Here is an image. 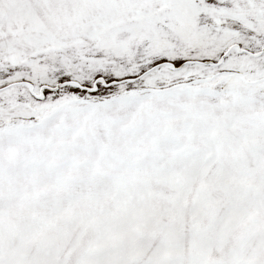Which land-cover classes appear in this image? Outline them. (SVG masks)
I'll use <instances>...</instances> for the list:
<instances>
[{"label": "snow or ice", "instance_id": "1", "mask_svg": "<svg viewBox=\"0 0 264 264\" xmlns=\"http://www.w3.org/2000/svg\"><path fill=\"white\" fill-rule=\"evenodd\" d=\"M0 264H264V0H0Z\"/></svg>", "mask_w": 264, "mask_h": 264}]
</instances>
